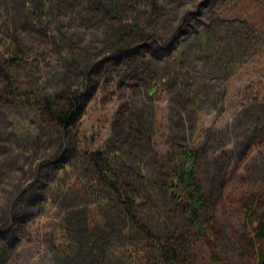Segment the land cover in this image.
Returning a JSON list of instances; mask_svg holds the SVG:
<instances>
[{
  "label": "rangeland",
  "instance_id": "obj_1",
  "mask_svg": "<svg viewBox=\"0 0 264 264\" xmlns=\"http://www.w3.org/2000/svg\"><path fill=\"white\" fill-rule=\"evenodd\" d=\"M70 94L75 124L38 111ZM190 148L201 235L169 187ZM248 204L264 206V0H0V264H163L181 234L194 264H256Z\"/></svg>",
  "mask_w": 264,
  "mask_h": 264
},
{
  "label": "trees",
  "instance_id": "obj_2",
  "mask_svg": "<svg viewBox=\"0 0 264 264\" xmlns=\"http://www.w3.org/2000/svg\"><path fill=\"white\" fill-rule=\"evenodd\" d=\"M121 0H117L120 3ZM5 64L9 65L16 58L5 57ZM57 96L53 95L49 99L38 105V111L46 120L55 122L61 127H68L75 124L81 114V106L77 97L70 94L65 102L58 105ZM178 165L174 167V172L170 179L169 187L171 188V197L182 201L184 204V212L189 223L195 228L196 232L205 234L206 228L200 218L201 210L205 208V195L199 184L196 175V156L197 151L190 148L179 153ZM183 154V155H182ZM102 175H105L103 172ZM116 187V182L111 180ZM126 185L128 182H124ZM124 185V184H123ZM124 198V197H123ZM250 208L255 220L249 229V237L247 238V249L249 254L254 256L256 264H264V206L256 207L246 205ZM261 209L259 212L258 210ZM207 235V234H206ZM182 236V237H181ZM179 238L172 239L169 245L161 243L157 247L161 253L163 264H194L189 258L185 245L188 244L186 236L181 234ZM208 236V235H207ZM217 260V259H216ZM192 261V262H191Z\"/></svg>",
  "mask_w": 264,
  "mask_h": 264
}]
</instances>
